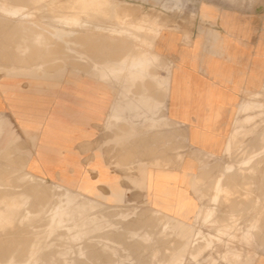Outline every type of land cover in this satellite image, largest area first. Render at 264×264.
I'll list each match as a JSON object with an SVG mask.
<instances>
[{"label":"rangeland","instance_id":"rangeland-1","mask_svg":"<svg viewBox=\"0 0 264 264\" xmlns=\"http://www.w3.org/2000/svg\"><path fill=\"white\" fill-rule=\"evenodd\" d=\"M18 1L17 0L16 1L0 0V25H1L0 26V34H1L0 35V78H1L0 89H2L4 93H8V91L10 90L19 91V89H21L20 84L24 80L27 83V87H28L26 92H33L34 90H36V93L39 96L40 94L42 95L44 93L45 94L50 93L52 89L61 86V83L66 80L67 66L69 65V63L72 65L75 64L77 67L82 66V65L92 64L93 68L95 69L101 68L102 72L100 73V77L102 76L101 78L104 80L107 79L110 81L112 80L118 81L119 79H122L123 82H126V81L135 82L137 81V79L139 81H144L147 79L149 80L153 79V81L155 80L157 81V79L159 78L158 81L160 82L166 81L167 80L166 76L168 75V72H169V65L161 63L160 59L156 57L157 55L154 53V49L158 48L159 45L162 43L163 32L165 28L170 27V23H172L173 20L177 18L194 19L195 17L194 10L196 8V3H197V0H112V1L111 0H87V1L86 0H74L75 2L73 0H60V1L59 0L58 1L57 0H42V1L41 0H35V1L31 0L33 3L32 2L27 3L26 0H18ZM96 1H100V3H97ZM257 1L258 0H256V2ZM20 2L25 5L23 6L22 4L21 6H19L21 4ZM34 2H38V3L35 4ZM55 6L59 8H56ZM79 6L80 7L82 6V7L79 8ZM31 7H34V8H31ZM50 7L52 8V11H49L51 10ZM39 8L40 9L42 8L41 11L42 10L43 11L41 12ZM75 8L77 9V11ZM100 8H101V11H100ZM91 9H93V11ZM22 11H24L25 14H21ZM53 11L55 13H53ZM56 11L58 15L56 14ZM16 12L18 15L16 14ZM39 12L41 13L39 14ZM50 12H52L53 14H51ZM67 12H70V14H68ZM76 12H78L79 14L77 13L76 15ZM92 12H94L93 15L91 14ZM33 13L34 14L36 13V14L34 15ZM48 13L51 15H48ZM88 13H90L91 15ZM63 14L64 15L66 14V15L64 16ZM23 15L25 16V18L23 17ZM123 17L126 19H123ZM122 19H123V22H122ZM152 19L155 20L158 25L156 26L155 30L154 28L146 29L148 28V26H145L147 23L143 22V20H152ZM49 21H51V23ZM78 22H80V25H78L79 24ZM112 23L113 25L115 24L114 27ZM125 23L128 25L130 24V27L126 26ZM131 23L132 24L134 23L133 25L140 26V27H138V29L135 30L134 26H132ZM110 26H112V28H110ZM29 27H32V29ZM41 27L43 28L41 29ZM96 27L98 30L96 29ZM51 28L55 29L54 31H56L57 33L60 32L61 34L60 33L57 34L56 32L54 33V31L52 33ZM114 28H118L119 31L120 29L121 31L124 29L125 32L122 31L120 33L121 36L117 38L119 31H117V29H114ZM132 28L134 29L135 35L133 33ZM37 29H40V30H37ZM145 29L147 31H145ZM144 31L145 33L143 34L142 32ZM4 32L6 34H4ZM25 32H28V33H25ZM113 32L118 33V34H115ZM126 32H127V36L125 35ZM40 33L41 35L39 36ZM122 33L126 37H122L123 36ZM35 34H36V37H35ZM130 37H132V39ZM64 38H66V40ZM67 38L68 39L70 38L69 39L70 41ZM124 38H126V40H124ZM156 38H158L160 41ZM137 39L139 40L141 39V41L139 40L137 41ZM143 39L144 41L145 40L146 41L143 42ZM126 41L128 42L126 43ZM121 43L123 45L122 47H120ZM129 43H130V47H131V43H133L132 44L133 49L131 50V52L136 50L134 48H137L136 54H134L135 51L133 52V55L131 54L129 50L130 48H128ZM136 43L137 45L140 44L139 47L141 49H143L144 47L145 48L143 50L139 48L140 49V52H139L138 51L139 49ZM150 43L152 46L150 45ZM114 44H116L117 46ZM126 44L128 47L124 48L126 47ZM21 46L22 48H20ZM116 47H118L119 50L118 48L116 49ZM146 49H147V52H146ZM141 52H144V53H141ZM50 54L52 58L50 57ZM9 55H11L10 58H9ZM110 55H112L113 59L109 57V60H110L109 61L107 59V56H110ZM122 55L124 56V58ZM136 55L137 56L139 55V56L137 57ZM146 55H148L149 58ZM12 57L13 59H11ZM116 57L118 58L117 59L118 61L116 60ZM140 58L143 61L145 60V63L142 66H136L137 62L141 60ZM103 60H105V62H98V61H103ZM152 61H153V64H152ZM2 62H5V63H2ZM114 63L116 64L114 65ZM134 65L136 67H134ZM7 66L9 67L7 68ZM155 67H158L157 70H155ZM164 69L166 72L164 71ZM52 71H55V72H52ZM163 71L165 72V75ZM115 73L118 75L116 76ZM159 75L162 77H158ZM54 84H56L57 86H55ZM11 87L12 89H10ZM43 88L44 90L45 88L47 90H45L44 92V90H41ZM39 100L38 102H40V107H41L40 110H42V108L45 105L49 104L47 100L46 101H43L42 99H39ZM11 101L13 100L9 98V102ZM163 105L164 104L162 105L160 104L156 106L155 113L156 114L158 113L160 116L164 117V106ZM237 114L238 116H237L235 125L233 126L234 128L226 141L225 149L222 151V153L220 155H213V154L206 155L205 154L202 156L201 155L197 156L198 162H199L198 163L199 173H198V176L195 175V177H193L192 181L196 182L193 186V194L197 198L200 207L198 208V211L195 217L193 218V220L187 221V219H185L187 217H181V216L171 217L170 219V217H167L164 214L155 211L153 207L150 206L148 201H143L141 199L127 201V199H124L119 196H114L111 199H108V198L104 199V197H102L103 198L102 200L91 198V197L87 198V196H85L83 193L75 189H71V192H69L70 188L65 183V180H61V183H56V182L53 183V181H48L44 177L35 175L33 173L34 170H36L35 161L32 160L31 151L35 150L37 151V155L40 158L44 157L41 144H39L38 137H37L38 136L37 134L39 133L40 125L42 122L41 116L38 114L37 119L34 122L35 126L33 124L32 127L30 126V128H26V126H24L22 122L24 121L23 118H25V113L23 112L14 113V115L19 117L21 121L20 128L22 129V132L24 133L25 139H27L30 144V147H29L30 149L28 151L20 150L25 146V142L20 138V136L16 132L15 133L10 132V133H7V135L5 133L3 134V132H6V131L0 128V195H1L0 196V207H1L0 223L4 224L5 222V225L3 226L0 224V229H1L0 230V239H1L0 240V258L1 257L3 258L2 261H1L2 258L0 259V264H4V263L5 264H13V263L19 264L20 259L23 262L20 264H27L28 261L30 264H44V263L51 264L52 262L53 264L54 263L61 264L62 262H63L62 264H72V263L73 264H94V263L100 264L103 262L104 264L105 263L106 264L108 263L109 264H177V263L178 264H190V262L191 264H219L216 258H220L224 263H232V264H237L242 261H252L254 254L264 253V188H263L264 187V163H263L264 162V135H263L264 134V83L261 85L260 90L253 91L247 94V97H245L239 104ZM243 119L246 122H244ZM48 121H50V118L48 119ZM33 131H35V133ZM9 136L11 137V139ZM31 136L33 138H31ZM3 142H5L6 145ZM229 145L231 146V148ZM18 150L20 153L18 152ZM255 156H257V158H255ZM25 158L27 159L25 160ZM229 163L232 166V168L229 165ZM247 163L248 165H246ZM217 179H219L220 182H218L219 180ZM47 183L50 185H48ZM43 186L44 187L46 186V187L44 188ZM49 190L52 191L53 193L50 192ZM49 195H51L52 197ZM7 196L9 198H7ZM19 196L20 197L22 196V198L24 197V199L22 200L20 198L21 199L20 200ZM70 196H72L75 199L74 202L76 203L70 204L69 203L70 201L68 202L67 199L70 198ZM77 196L78 197L80 196V197L78 198ZM116 197L119 201L116 199ZM32 198H35V199H32ZM53 198L55 199V201ZM47 199H50V201L48 200L49 203L47 202ZM58 199L60 202L57 201ZM16 200L18 201L17 203H15ZM22 201L23 203H21ZM43 201H45V203ZM78 201H80L81 203H79ZM90 201L93 203L94 206H91L88 208L86 212V219L83 221L82 225L77 228L74 218L70 215H67L66 213L68 210H71L75 213L78 211L80 205L88 204ZM2 202H3V205H2ZM7 202H9L10 205L7 204ZM51 203H54V205L52 204L53 207H51L52 206ZM41 204H43L42 206H44L45 208L42 207ZM45 204L48 207L45 206ZM59 204L62 205L61 209L59 208L60 207ZM10 206L12 209L8 208ZM49 207H51L52 209L54 208V210L50 209ZM22 209L25 210V212ZM21 211L26 213V215L23 212L21 214ZM38 211H41V212H38ZM35 212L37 213L35 214ZM200 212H201V215H200ZM54 213L55 214L57 213L58 215L57 214L55 215ZM155 213H156V216H155ZM27 214H28L29 219H27L28 217L25 218ZM160 215L162 216L164 215V216L162 217ZM9 220L10 222L13 221L12 223L13 225L12 224L10 225ZM131 220H134L135 222L132 223L133 221ZM253 220L257 222H254ZM50 221H53L52 226H51L52 223ZM16 222L17 223L19 222L20 225H17ZM24 223L26 224L24 225ZM27 224L28 225L31 224V228H30V225L28 226ZM45 224H48L49 229L51 227L54 229L52 230L53 233L49 232V229L46 226H44ZM49 224H50V227H49ZM3 227H7L6 228L7 230L6 229L3 230L2 229ZM22 231H24L25 233L23 232L22 234ZM101 232L103 234H101ZM34 233H36L38 237ZM93 235L95 236V238ZM32 237H33V240H31ZM103 237H106L105 238L106 240ZM243 237H248L249 241L244 242L242 240ZM221 241H224V242H221ZM5 245H6L7 250L5 248ZM26 246H28L33 251L32 250L30 251V249ZM56 247H59V248H56ZM193 247L194 249H192ZM195 248L196 249L198 248V250H195ZM89 249H91L92 251ZM23 250L25 252H23ZM193 250L196 253H194ZM28 251L32 253L30 254ZM61 251H62V254H61ZM192 252L194 254H192ZM26 255H28V257H26ZM97 255H98L99 260H97L98 259ZM236 255H238L239 257ZM10 256L11 258H9ZM41 256H43V258ZM7 259H10V260L6 261ZM44 259L45 261H43ZM33 260L34 262L32 263ZM209 260H213V261H209ZM10 261L12 263H9Z\"/></svg>","mask_w":264,"mask_h":264},{"label":"crops","instance_id":"crops-1","mask_svg":"<svg viewBox=\"0 0 264 264\" xmlns=\"http://www.w3.org/2000/svg\"><path fill=\"white\" fill-rule=\"evenodd\" d=\"M194 11V19L173 20L154 49L169 65L165 83L102 80L92 64L69 63L61 86L38 96L49 104L39 112L44 157L31 151L35 175L65 180L87 197L141 199L165 216L193 220L197 156L222 153L239 104L264 83V0H197ZM20 88L0 89V115L28 151L14 115L23 112L24 80ZM160 104L164 117L155 113ZM237 264H264V253Z\"/></svg>","mask_w":264,"mask_h":264},{"label":"bare ground","instance_id":"bare-ground-1","mask_svg":"<svg viewBox=\"0 0 264 264\" xmlns=\"http://www.w3.org/2000/svg\"><path fill=\"white\" fill-rule=\"evenodd\" d=\"M14 1H16V0H14ZM17 1H18V0H17ZM26 1H27V3H28V2H32L31 0H29V1L26 0ZM26 1H25V2H26ZM34 1H35V0H34ZM41 1H42V0H41ZM57 1H58V0H57ZM59 1H60V0H59ZM73 1H74V0H73ZM86 1H87V0H86ZM111 1H112V0H111ZM18 2H19V1H18ZM43 2H44V1H43ZM54 2H55V1H54ZM74 2H75V1H74ZM91 2H92V1H91ZM96 2H97V3H100V1H96ZM20 3H21V2H20ZM23 3H24V1H23ZM23 3H21L19 6H21ZM32 3H33V2H32ZM34 3L36 4V3H38V2H34ZM114 3H115V2H114ZM30 4H31V3H30ZM47 4H48V3H47ZM110 4H111V3H110ZM24 5H25V4H23V6H24ZM33 5H34V4H33ZM42 5H43V4H42ZM76 5H77V4H76ZM31 6H32V5H31ZM43 6H44V5H43ZM49 6H50V5H49ZM57 6H58V5H57ZM73 6H74V4H73ZM95 6H96V5H95ZM45 7H46V6H45ZM55 7H56V6H55ZM75 7H76V6H75ZM81 7H82V6H81ZM81 7L79 6V8H81ZM86 7H87V6H86ZM89 7H90V6H89ZM89 7H88V8H89ZM91 7H92V5H91ZM101 7H102V6H101ZM110 7H111V6H110ZM22 8H23V7H22ZM25 8H26V7H25ZM29 8H30V7H29ZM31 8H34V7H31ZM47 8H48V6H47ZM50 8H51V7H50ZM56 8H59V7H56ZM56 8H55V9H56ZM70 8H72V7H70ZM73 8H74V7H73ZM76 8H77V7H76ZM76 8H75V9H76ZM93 8H94V7H93ZM96 8H97V7H96ZM113 8H114V7H113ZM36 9H37V8H36ZM39 9H40V8H39ZM41 9H42V8H41ZM41 9H40V11H41ZM43 9H44V8H43ZM53 9H54V8H53ZM60 9H61V8H60ZM65 9H66V7H65ZM86 9H87V8H86ZM98 9H99V8H98ZM31 10H32V9H31ZM56 10H57V9H56ZM62 10H63V9H62ZM73 10H74V9H73ZM73 10H72V11H73ZM79 10H80V9H79ZM91 10L93 11V9H91ZM109 10H110V9H109ZM13 11H14V10H13ZM27 11H28V9H27ZM42 11H43V10H42ZM42 11H41V12H42ZM49 11H52V8H51V10H49ZM54 11H55V10H54ZM54 11H53V13H55ZM76 11H77V9H76ZM81 11H82V10H81ZM84 11H85V10H84ZM88 11H89V10H88ZM95 11H96V9H95ZM100 11H101V8H100ZM112 11H113V10H112ZM114 11H115V10H114ZM22 12H23V13H22ZM22 12H21V14H25L24 11H22ZM41 12H39V14H40ZM65 12H66V10H65ZM65 12H64V13H65ZM74 12H75V11H74ZM78 12H79V11H78ZM78 12H76V15H77ZM110 12H111V11H110ZM4 13H5V12H4ZM19 13H20V12H19ZM31 13H32V12H31ZM44 13H45V12H44ZM50 13L53 14L52 12H50ZM59 13H60V12H59ZM67 13L70 14V12H67ZM72 13H73V12H72ZM79 13H80V12H79ZM79 13H78V14H79ZM93 13H94V12H92L91 14L93 15ZM16 14H17V12H16ZM16 14H15V15H16ZM33 14H34V13H33ZM33 14H32V15H33ZM35 14H36V13H35ZM35 14H34V15H35ZM51 14L48 13V15H51ZM56 14H57V11H56ZM56 14H55V15H56ZM68 14H67V15H68ZM88 14H90V13H88ZM91 14H90V15H91ZM99 14H100V13H99ZM105 14H106V13H105ZM11 15H12V14H11ZM17 15H18V14H17ZM29 15H30V13H29ZM55 15H54V16H55ZM57 15H58V14H57ZM60 15H61V14H60ZM63 15H64V14H63ZM65 15H66V14H65ZM65 15H64V16H65ZM74 15H75V13H74ZM108 15H109V14H108ZM37 16H38V15H37ZM37 16H36V17H37ZM71 16H72V15H71ZM87 16H88V15H87ZM110 16H111V14H110ZM23 17L25 18L24 15H23ZM48 17H50V16H48ZM48 17H47V18H48ZM56 17H57V16H56ZM74 17H76V16H74ZM81 17H82V16H81ZM126 17H127V15H126ZM12 18H13V17H12ZM20 18H21V17H20ZM51 18H52V16H51ZM10 19H11V18H10ZM28 19H29V18H28ZM49 19H50V18H49ZM49 19H48V20H49ZM80 19H81V18H80ZM102 19H103V18H102ZM109 19H110V18H109ZM111 19H112V18H111ZM119 19H120V18H119ZM123 19H126V18L123 17ZM123 19H122V22H123ZM140 19H141V18H140ZM146 19H147V18H146ZM69 20H70V19H69ZM82 20H83V19H82ZM105 20H106V19H105ZM112 20H113V19H112ZM114 20H115V19H114ZM51 21H52V20H51ZM51 21H49V22L51 23ZM80 21H81V20H80ZM127 21H128V20H127ZM52 22H53V21H52ZM55 22H56V21H55ZM71 22H72V21H71ZM128 22H129V21H128ZM128 22H127V23H128ZM140 22H141V21H140ZM143 22H145V23L148 24V25H147V24L145 25V26H148V28H146V29H150V28L153 29V28H154V30H155L156 26L158 25L157 22H156L155 20H153V19H152V20H143ZM50 23H48V24H50ZM53 23H54V22H53ZM59 23H60V21H59ZM78 23H79V24H78ZM78 23H77V24L80 25V22H78ZM114 23H115V22H114ZM145 23H144V24H145ZM10 24H11V23H10ZM20 24H21V23H20ZM56 24H57V23H56ZM65 24H66V23H65ZM81 24H83V23H81ZM117 24H118V23H117ZM121 24H123V23H121ZM125 24H126V23H125ZM131 24H132V23H131ZM133 24H134V23H133ZM133 24H132V26H134V29H135V30H137L138 27H140V26H135V25H133ZM141 24H142V23H141ZM141 24H139V25H141ZM7 25H8V24H7ZM112 25H113V23H112ZM137 25H138V24H137ZM0 26H1V25H0ZM11 26H12V25H11ZM20 26H21V25H20ZM48 26H49V25H48ZM69 26H70V25H69ZM69 26H68V27H69ZM76 26H77V25H76ZM96 26H97V25H96ZM114 26H115V24L113 25V27H114ZM124 26H125V25H124ZM126 26H129V27H130V24H129V25L126 24ZM142 26H144V25H142ZM25 27H26V26H25ZM65 27H66V26H65ZM71 27H72V26H71ZM73 27H74V26H73ZM116 27H117V26H116ZM17 28H18V27H17ZM20 28H21V27H20ZM20 28H19V29H20ZM26 28H27V27H26ZM29 28L32 29V27H29ZM29 28H28V29H29ZM42 28H43V27H41V29H42ZM52 28H54V27H52ZM52 28H51V29H52ZM110 28H112V26H110ZM127 28H128V27H127ZM127 28H126V29H127ZM5 29H6V28H5ZM14 29H15V27H14ZM96 29H97V27H96ZM106 29H107V28H106ZM114 29H117V31H119L118 28H114ZM122 29H123V28H122ZM129 29H131V28H129ZM134 29L132 28L133 33H134ZM146 29H145V31H147ZM37 30H40V29H37ZM47 30H48V29H47ZM54 30H55V29H52L51 32L53 33ZM97 30H98V29H97ZM101 30H102V29H101ZM6 31H7V30H6ZM25 31H26V30H25ZM27 31H28V30H27ZM41 31H42V30H41ZM49 31H50V30H49ZM93 31H94V30H93ZM102 31H103V30H102ZM104 31H105V30H104ZM112 31H113V30H112ZM112 31H111V32H112ZM117 31H116V32H117ZM122 31H124V29H123ZM122 31H121V29H120L119 34H120ZM145 31L142 32V33L144 34ZM29 32H30V31H29ZM32 32H33V31H32ZM37 32H38V31H37ZM43 32H44V31H43ZM55 32H56V31H54V33H55ZM65 32H66V31H65ZM98 32H99V31H98ZM124 32H125V31H124ZM124 32H123V33H124ZM139 32H140V31H139ZM181 32H182V31H181ZM10 33H11V32H10ZM25 33H28V32H25ZM25 33H24V34H25ZM35 33H36V32H35ZM56 33H57V32H56ZM58 33H60V32H58ZM58 33H57V34H58ZM70 33H71V32H70ZM101 33H102V32H101ZM113 33H115V32H113ZM123 33H122V35H123L122 37H126V36H127V32H126V34H125L126 36H124ZM147 33H148V32H147ZM149 33H150V32H149ZM151 33H152V32H151ZM154 33H156V32H154ZM4 34H6V33L4 32ZM8 34H9V33H8ZM15 34H16V33H15ZM60 34H61V33H60ZM60 34H59V35H60ZM107 34H108V33H107ZM109 34H110V33H109ZM115 34H118V33H115ZM119 34H118V37H117V38H119V36H121V34H120V35H119ZM136 34H137V33H136ZM139 34H140V33H139ZM139 34H138V35H139ZM0 35H1V34H0ZM40 35H41V33L39 34V36H40ZM113 35H114V34H113ZM134 35H135V33H134ZM147 35H148V34H147ZM7 36H8V35H7ZM12 36H13V35H12ZM39 36H38V37H39ZM75 36H76V34H75ZM110 36H111V35H110ZM130 36H131V35H130ZM132 36H133V35H132ZM145 36H146V35H145ZM145 36H144V37H145ZM152 36H153V34H152ZM23 37H24V36H23ZM35 37H36V34H35ZM38 37H37V38H38ZM133 37H134V36H133ZM161 37H162V36H161ZM24 38H25V37H24ZM31 38H32V37H31ZM33 38H34V37H33ZM45 38H46V37H45ZM114 38H115V37H114ZM128 38H129V36H128ZM128 38H127V40H128ZM130 38L132 39V37H130ZM137 38H138V36H137ZM158 38H159V37H158ZM158 38H156V39H158ZM64 39L66 40V38H64ZM67 39H68V38H67ZM69 39H70V38H69ZM69 39H68V40H69ZM72 39H73V37H72ZM111 39H112V38H111ZM122 39H123V38H122ZM141 39H142V38H141ZM141 39H140V40L137 39V41H138V40L141 41ZM146 39H148V38H146ZM35 40H36V39H35ZM37 40H38V39H37ZM68 40H67V41H68ZM113 40H114V39H113ZM124 40H126V38H124ZM158 40H159V39H158ZM52 41H53V40H52ZM69 41H70V40H69ZM71 41H72V40H71ZM118 41H120V40H118ZM130 41H131V40H130ZM130 41H129V42H130ZM145 41H146V40H145ZM145 41H144V39H143V42H145ZM156 41H157V40H156ZM159 41H160V40H159ZM16 42H17V41H16ZM73 42H74V41H73ZM127 42H128V41H126V43H127ZM135 42H136V41H135ZM56 43H58V42H56ZM103 43H104V42H103ZM119 43H120V42H119ZM119 43H118V45H119ZM123 43H124V42H123ZM148 43H149V42H148ZM132 44H133V43H131V47H132ZM157 44H158V43H157ZM13 45H14V44H13ZM13 45H12V46H13ZM114 45H116V44H114ZM136 45H137V43H136ZM139 45H140V44H139ZM139 45H137V46H138V49L140 48ZM150 45H151V43H150ZM23 46H24V45H23ZM57 46H58V45H57ZM71 46H72V45H71ZM112 46H113V45H112ZM112 46H111V47H112ZM116 46H117V45H116ZM122 46H123V45H122V43H121L120 47H122ZM124 46H125V45H124ZM151 46H152V45H151ZM153 46H155V45H153ZM17 47H18V46H17ZM114 47H115V46H114ZM127 47H128V46H127V44H126V47H124V48H127ZM131 47H130V43H129V47H128V48H130V49H129L130 52H131V50L133 49V47H132V48H131ZM149 47H150V46H149ZM20 48H22V46H21ZM25 48H26V47H25ZM103 48H104V47H103ZM117 48H118V47H116V49H117ZM144 48H145V47H144ZM144 48H143V49H144ZM150 48H151V47H150ZM150 48H149V49H150ZM36 49H37V48H36ZM116 49H115V50H116ZM134 49L137 50V48H134ZM140 49H141V48H140ZM140 49L138 50L139 52H140ZM143 49H141V50H143ZM24 50H25V49H24ZM38 50H39V49H38ZM49 50H50V49H49ZM118 50H119V48H118ZM127 50H128V49H127ZM136 50H134L135 52L133 51L134 54H136ZM150 50H151V49H150ZM152 50H153V49H152ZM4 51H5V50H4ZM8 51H9V50H8ZM17 51H18V50H17ZM21 51H22V50H21ZM42 51H43V50H42ZM42 51H41V52H42ZM54 51H55V50H54ZM61 51H62V50H61ZM81 51H82V50H81ZM113 51H114V50H113ZM123 51H124V50H123ZM138 51H137V52H138ZM10 52H11V51H10ZM49 52H50V51H49ZM56 52H57V51H56ZM93 52H94V51H93ZM108 52H109V51H108ZM121 52H122V51H121ZM133 52H131L132 55H133ZM146 52H147V49H146ZM113 53H114V52H113ZM141 53H144V52H141ZM141 53H139V54H141ZM20 54H21V53H20ZM20 54H18V55H20ZM37 54H38V53H37ZM56 54H57V53H56ZM120 54H122V53H120ZM150 54H151V53H150ZM150 54H149V56H150ZM3 55H4V54H3ZM14 55H15V54H14ZM38 55H39V54H38ZM58 55H59V54H58ZM132 55H131V56H132ZM10 56H11V55H9V58H10ZM122 56H123V55H122ZM136 56H137V55H136ZM138 56H139V55H138ZM138 56H137V57H138ZM146 56H148V55H146ZM149 56H148V58H149ZM152 56H153V55H152ZM154 56H155V55H154ZM29 57H30V56H29ZM50 57L52 58L51 54H50ZM50 57H49V58H50ZM107 57H108V56H107ZM156 57H157V56H156ZM31 58H32V57H31ZM55 58H56V57H55ZM65 58H66V57H65ZM123 58H124V56H123ZM153 58H154V57H153ZM160 58H161V57H160ZM11 59H13V57H12ZM21 59H22V58H21ZM26 59H27V58H26ZM112 59H113V58H112ZM114 59H115V58H114ZM117 59H118V58L116 57V60H117ZM120 59H121V57H120ZM129 59H130V58H129ZM140 59H141V58H140ZM64 60H65V59H64ZM108 60H109V58H108ZM25 61H26V60H25ZM49 61H50V60H49ZM109 61H110V60H109ZM109 61H107V62H109ZM117 61H118V60H117ZM155 62H156V61H155ZM159 62H160V61H159ZM2 63H5V62H2ZM14 63H15V62H14ZM18 63H19V61H18ZM34 63H35V62H34ZM90 63H91V62H90ZM121 63H122V62H121ZM144 63H145V60L143 61V60L141 59V60H139V61L137 62V65H136V66H142ZM55 64H56V63H55ZM57 64H58V63H57ZM77 64H78V63H77ZM95 64H97V63H95ZM99 64H100V63H99ZM104 64H106V63H104ZM115 64H116V63H114V65H115ZM134 64H135V63H134ZM152 64H153V61H152ZM159 64H160V63H159ZM5 65H6V64H5ZM8 65H9V64H8ZM14 65H15V64H14ZM16 65H17V64H16ZM20 65H21V64H20ZM124 65H125V64H124ZM11 66H12V65H11ZM96 66H97V65H96ZM136 66L134 65V67H136ZM149 66H150V65H149ZM152 66H154V65H152ZM161 66H162V65H161ZM8 67H9V66H7V68H8ZM19 67H20V66H19ZM45 67H46V66H45ZM92 67H93V66H92ZM112 67H113V66H112ZM159 67H160V66H159ZM2 68H3V67H2ZM5 68H6V67H5ZM48 68H49V67H48ZM57 68H58V67H57ZM86 68H87V67H86ZM98 68H99V67H98ZM103 68H104V67H103ZM126 68H127V66H126ZM157 68H158V67H155V70H157ZM30 69H31V68H30ZM34 69H35V67H34ZM96 69H97V68H96ZM99 69H101V68H99ZM109 69H110V68H109ZM122 69H123V68H122ZM148 69H149V68H148ZM165 69H166V68H165ZM165 69H164V71H165ZM29 71H30V70H29ZM31 71H32V70H31ZM124 71H125V70H124ZM149 71H151V70H149ZM82 72H85V71H82ZM86 72H87V71H86ZM109 72H110V71H109ZM113 72H114V71H113ZM122 72H123V71H122ZM122 72H121V74H122ZM153 72H154V71H153ZM165 72H166V71H165ZM31 73H32V72H31ZM116 73H117V71H116ZM116 73H115V74H116ZM123 73H124V72H123ZM130 73H131V72H130ZM148 73H149V72H148ZM154 73H155V72H154ZM32 74H33V73H32ZM168 74H169V72H168ZM36 75H37V74H36ZM42 75H43V74H42ZM117 75H118V74H116V76H117ZM123 75H124V74H123ZM147 75H149V74H147ZM121 76H122V75H121ZM154 76H156V75H154ZM50 77H51V76H50ZM101 77H102V76H101ZM150 77H151V76H150ZM166 77L168 78V75H167ZM155 78H156V77H155ZM167 78H166V79H167ZM101 79H102V78H101ZM158 79H159V78H158ZM158 79H157V81H158ZM41 80H42V79H41ZM102 80H104V79H102ZM105 80H107V79H105ZM119 80H120V79H119ZM137 80H138V79H137ZM152 80H153V79H152ZM162 80H163V79H162ZM108 81H109V80H108ZM144 81H145V80H144ZM155 81H156V80H155ZM53 82H54V81H53ZM59 83H60V82H59ZM164 83H165V82H164ZM61 84H62V83H61ZM44 85H45V84H44ZM54 85L57 86L56 84H54ZM12 87H13V86H12ZM12 87H11L10 89H12ZM41 90H44V88L41 89ZM41 90H40V91H41ZM45 90H47V89L45 88ZM45 90H44V92H45ZM160 90H161V89H160ZM10 91H12V90H10ZM38 92H39V91H38ZM44 92H43V93H44ZM46 92H47V91H46ZM136 93H137V92H136ZM257 93H258V92H257ZM39 94H40V93H39ZM253 94H254V93H253ZM18 95H19V93H18ZM20 95H25V98L20 99V101H22V103H23V107L21 106L22 109H23L22 111H23V113H25V118H23L24 121H22V122H23V125L26 126V128H30V126H31V127L33 126L35 120L37 119L38 114H40V113H39V112H40L39 110L41 109V107H40V102H38V100H39L40 98L38 97L39 95L36 93V90H34L33 92H25L24 94H21V93H20ZM26 95H27V96H26ZM29 95H30V96H29ZM37 95H38V96H37ZM40 95H41V94H40ZM85 96H86V95H85ZM88 97H89V96H88ZM13 98H14V97H13ZM38 98H39V99H38ZM249 98H250V97H249ZM254 98H255V96H254ZM16 99H17V98H16ZM16 99H15V100H16ZM94 99H95V98H94ZM39 101H40V100H39ZM245 102H246V101H245ZM253 102H254V101H253ZM255 102H256V101H255ZM260 103H261V102H260ZM16 104H17V103H16ZM27 105H30V107H28ZM90 105H91V104H90ZM161 105H162V104H161ZM163 106H164V105H163ZM19 107H20V106H19ZM39 107H40V108H39ZM14 108H15V107H14ZM159 108H160V107H159ZM248 110H249V108H248ZM248 110H247V111H248ZM258 110H259V108H258ZM155 111H156V109H155ZM250 111H251V110H250ZM157 114H158V113H157ZM245 114H246V113H245ZM21 116H23V115H21ZM246 116H247V115H246ZM246 116H245V117H246ZM259 118H260V117H259ZM243 121H244V119H243ZM240 122H241V121H240ZM240 122H239V123H240ZM244 122H246V121H244ZM24 126H23V127H24ZM34 126H35V124H34ZM0 128L6 131V132H3V134L5 133L6 135H7V133H10V132H12V133H15V132H16V131L14 130L13 126H12V123H11L7 118H5V117L2 116V115H0ZM126 129H127V128H126ZM28 130H29V129H28ZM122 130H123V129H122ZM35 131H36V129H35ZM35 131H33V132L35 133ZM37 131H38V130H37ZM31 133H32V132H31ZM31 133H30V135H31ZM124 133H125V132H124ZM108 134H109V132H108ZM108 134H107V135H108ZM120 134H121V133H120ZM37 135H38V134H37ZM263 135H264V134H263ZM263 135H262V136H263ZM1 136H2V135H1ZM4 136H5V135H4ZM10 136H11V135H10ZM10 136H9V137H10ZM37 137H38V136H37ZM31 138H33V137L31 136ZM10 139H11V137H10ZM104 139H105V138H104ZM147 140H148V139H147ZM4 141H5V140H4ZM13 141H14V140H13ZM36 141H37V140H36ZM38 141H39V140H38ZM97 141H99V140H97ZM230 141H231V139H230ZM25 142H26V141H25ZM3 143L5 144V142H3ZM100 143H101V142H100ZM142 143H143V142H142ZM229 143H231V142H229ZM254 143H255V142H254ZM12 144H14V143H12ZM33 144H34V143H33ZM35 144H36V143H35ZM49 144H50V143H49ZM5 145H6V144H5ZM17 146H18V145H17ZM27 146H28V145H27ZM46 146H47V145H46ZM229 146H230V145H229ZM229 146H228V147H229ZM262 146H263V145H262ZM262 146H261V148H262ZM11 147H12V146H11ZM139 147H140V146H139ZM142 148H143V147H142ZM146 148H147V147H146ZM148 148H149V147H148ZM230 148H231V146H230ZM257 148H258V147H257ZM29 149H30V148H29ZM101 149H102V148H101ZM130 149H131V148H130ZM31 150H32V149H31ZM106 150H107V149H106ZM4 151H5V150H4ZM32 151H34V150H32ZM110 151H111V149H110ZM229 151H230V150H229ZM7 152H8V151H7ZM18 152H19V150H18ZM116 152H117V151H116ZM262 152H263V151H262ZM262 152H261V153H262ZM19 153H20V152H19ZM224 153H225V152H224ZM228 153H229V152H228ZM245 154H246V153H245ZM262 155H263V154H262ZM262 155H261V156H262ZM241 156H242V154H241ZM261 156H260V157H261ZM4 157H5V156H4ZM21 157H22V156H21ZM27 157H28V156H27ZM142 157H143V156H142ZM28 158H29V157H28ZM255 158H257V156H255ZM26 159H27V158H25V160H26ZM32 160H33V159H32ZM107 160H108V159H107ZM112 160H114V159H112ZM153 160H154V159H153ZM164 160H165V159H164ZM255 160H256V159H255ZM9 161H10V160H9ZM151 161H152V160H151ZM243 161H244V159H243ZM245 161H246V159H245ZM262 161H263V160H262ZM110 162H111V161H110ZM116 162H117V161H116ZM121 163H122V162H121ZM248 163H249V161H248ZM248 163H247L246 165H248ZM263 163H264V162H263ZM30 164H31V163H30ZM242 164H243V163H242ZM25 165H26V164H25ZM158 165H159V164H158ZM225 165H226V164H225ZM229 165H230V163H229ZM244 165H245V164H244ZM244 165H243V167H244ZM230 166H231V165H230ZM7 167H8V166H7ZM163 167L165 168V166H163ZM231 168H232V166H231ZM234 168H235V167H234ZM237 169H238V168H237ZM237 169H236V170H237ZM176 170H177V169H176ZM224 172H225V171H224ZM237 172H238V171H237ZM127 173H128V172H127ZM220 173H221V172H220ZM226 173H227V172H226ZM3 174H4V172H3ZM9 174H10V173H9ZM123 175H124V174H123ZM1 177H2V176H1ZM5 177H6V176H5ZM34 178H35V177H34ZM8 179H9V178H8ZM29 179H30V178H29ZM219 179H221V178H219ZM219 179H217V180H219ZM232 179H233V178H232ZM33 180H34V179H33ZM125 180H126V179H125ZM226 180H227V179H226ZM15 181H16V180H15ZM37 181H39V180H37ZM13 182H14V181H13ZM39 182H41V181H39ZM46 182H47V181H46ZM123 182H124V181H123ZM218 182H220V180H219ZM2 183H4V182H2ZM34 183H36V182H34ZM44 183H45V182H44ZM44 183H43V184H44ZM53 183H54V182H53ZM41 184H42V183H41ZM47 184H48V183H47ZM124 184H125V183H124ZM219 184H220V183H219ZM2 185H3V184H2ZM14 185H15V184H14ZM18 185H19V184H18ZM35 185H36V184H35ZM48 185H50V184H48ZM48 185H47V186H48ZM126 185H128V184H126ZM38 186H39V185H38ZM40 186H42V185H40ZM43 187H44V186H43ZM43 187H42V188H43ZM45 187H46V186H45ZM45 187H44V188H45ZM48 187H49V186H48ZM228 187H229V186H228ZM42 188H41V190H42ZM53 188H54V187H53ZM67 188H68V187H67ZM219 188H220V187H219ZM222 188H223V187H222ZM226 188H227V187H226ZM263 188H264V187H263ZM24 189H26V188H24ZM34 189H35V187H34ZM34 189H33V190H34ZM46 189H47V188H46ZM63 189H64V187H63ZM130 189H131V188H130ZM41 190H40V191H41ZM47 190H48V189H47ZM67 190H69V189H67ZM25 191H26V190H25ZM29 191H30V190H29ZM38 191H39V190H38ZM49 191H50V190H49ZM54 191H56V190H54ZM46 192H47V191H46ZM50 192H52V191H50ZM59 192H61V191H59ZM69 192H71V188H70V191H69ZM228 192H229V191H228ZM14 193H15V192H14ZM42 193H43V192H42ZM52 193H53V192H52ZM52 193H50V194H52ZM64 193H65V192H64ZM67 193H68V192H67ZM214 193H215V192H214ZM223 193H224V192H223ZM1 194H2V193H1ZM11 194H12V193H11ZM18 194H19V192H18ZM18 194H16V195H18ZM44 194H45V193H44ZM60 194H61V193H60ZM65 194H66V193H65ZM72 194H73V192H72ZM79 194H81V193H79ZM7 195H8V194H7ZM14 195H15V194H14ZM14 195H13V196H14ZM20 195H21V194H20ZM40 195H41V194H40ZM74 195H75V194H74ZM208 195H210V194H208ZM214 195H215V194H214ZM214 195H213V197H214ZM216 195H217V194H216ZM220 195H221V194H220ZM0 196H1V195H0ZM5 196H6V195H5ZM5 196H4V197H5ZM49 196H51V195H49ZM83 196H84V195H83ZM85 196H86V195H85ZM223 196H224V195H223ZM2 197H3V196H2ZM34 197H35V196H34ZM45 197H46V196H45ZM51 197H52V196H51ZM56 197H57V196H56ZM77 197H78V196H77ZM79 197H80V196H79ZM79 197H78V198H79ZM211 197H212V196H211ZM219 197H220V196H219ZM226 197H227V196H226ZM7 198H9V197L7 196ZM10 198H11V197H10ZM17 198H18V197H17ZM17 198H16V199H17ZM20 198H21L22 200L24 199V197L22 198V196H21V197L19 196V199H20ZM35 198H36V197H35ZM35 198H32V199H35ZM42 198H43V197H42ZM75 198H76V196H75ZM87 198H88V197H87ZM137 198H138V197H137ZM11 199H12V198H11ZM21 199H20V200H21ZM50 199H51V198H50ZM50 199H47V202H48V203H49ZM53 199H54V198H53ZM53 199H52V200H53ZM69 199H70V200H69ZM102 199H103V198H102ZM104 199H106V198H104ZM116 199H117V197H116ZM210 199H211V198H210ZM14 200H15V199H14ZM37 200H39V199H37ZM48 200H49V201H48ZM67 200H68V202L70 201V202H69L70 204H71V203H76V202H74L75 199H74L72 196H70V198H68ZM84 200H85V199H84ZM88 200H89V199H88ZM117 200H118V199H117ZM7 201H8V200H7ZM54 201H55V199H54ZM57 201H59V199H58ZM61 201H62V200H61ZM63 201H64V200H63ZM96 201H98V200H96ZM118 201H119V200H118ZM118 201H117V203H118ZM127 201H128V200H127ZM4 202H5V201H4ZM17 202H18V201L16 200L15 203H17ZM19 202H20V201H19ZM43 202L45 203V201H43ZM43 202H42V203H43ZM59 202H60V201H59ZM64 202H65V201H64ZM78 202L81 203L80 201H78ZM114 202H115V201H114ZM21 203H23V201H22ZM44 203H43V204H44ZM48 203H47V204H48ZM54 203H55V202H54ZM54 203H51V205H52V204L54 205ZM57 203H58V202H57ZM216 203H217V202H216ZM219 203H220V202H219ZM225 203H226V202H225ZM7 204H9V202H7ZM13 204H14V203H13ZM43 204H41V206H42ZM123 204H124V203H123ZM2 205H3V202H2ZM9 205H10V204H9ZM9 205H8V206H9ZM21 205H22V204H21ZM21 205H20V206H21ZM35 205H36V204H35ZM38 205H39V203H38ZM51 205H50V206H51ZM53 205H52L51 207H53ZM59 205H60V204H59ZM120 205H122V204H120ZM120 205H119V207H120ZM125 205H126V204H125ZM215 205H216V204H215ZM6 206H7V205H6ZM17 206H18V205H17ZM27 206H28V205H27ZM45 206H47V205L45 204ZM61 206H62V205H60V207H59L60 209H61ZM91 206H94V205H93V203L90 201L88 204H85V205L82 204V205H80V206H79V209H78L77 212L74 213L73 211L68 210L66 214H67V215H70V216H72V217L74 218V221H75V223H76V227L78 228V227H80V226L82 225L83 221L86 219V212H87L88 208L91 207ZM113 206H114V205H113ZM117 206H118V205H117ZM12 207H13V206H12ZM42 207H44V206H42ZM47 207H48V206H47ZM51 207H49V208L52 209ZM135 207H136V206H135ZM253 207H254V206H253ZM8 208H9V209H12L11 206L8 207ZM20 208H21V207H20ZM44 208H45V207H44ZM49 208H48V210H49ZM104 208H105V207H104ZM143 208H144V207H143ZM0 209H1V207H0ZM34 209H36V208H34ZM131 209H132V208H131ZM147 209H148V207H147ZM5 210H6V209H5ZM18 210H19V209H18ZM22 210H23V209H22ZM46 210H47V209H46ZM48 210H47V211H48ZM52 210H54V208H53ZM215 210H216V209H215ZM23 211L25 212V210H23ZM23 211H21V214H22ZM30 211H31V210H30ZM30 211H29V212H30ZM42 211H43V210H42ZM44 211H45V210H44ZM58 211H60V210H58ZM99 211H100V210H99ZM109 211H110V210H109ZM117 211H118V210H117ZM124 211H125V210H124ZM24 212H23V213H24ZM38 212H41V211H38ZM48 212H49V211H48ZM55 212H56V211H55ZM95 212H96V211H95ZM150 212H152V211H150ZM31 213H32V212H31ZM36 213H37V212H35V214H36ZM59 213H60V212H59ZM62 213H63V212H62ZM93 213H94V212H93ZM97 213H98V211H97ZM122 213H123V212H122ZM139 213H140V212H139ZM0 214H1V213H0ZM24 214L26 215V213H24ZM24 214H23V215H24ZM54 214H55V213H54ZM56 214H57V213H56ZM56 214H55V215H56ZM212 214H213V213H212ZM25 215H24V216H25ZM57 215H58V214H57ZM109 215H110V214H109ZM131 215H132V214H131ZM200 215H201V212H200ZM4 216H5V215H4ZM4 216H3V217H4ZM14 216H15V215H14ZM31 216H33V215H31ZM31 216H30V218H31ZM46 216H47V215H46ZM49 216H50V215H49ZM92 216H93V215H92ZM127 216H128V215H127ZM155 216H156V213H155ZM160 216H162V215H160ZM163 216H164V215H163ZM163 216H162V217H163ZM3 217H2V218H3ZM7 217H8V215H7ZM12 217H13V216H12ZM15 217H16V216H15ZM27 217H28V214H27V216H26L25 218H27ZM47 217H48V216H47ZM58 217H59V216H58ZM58 217H57V219H58ZM98 217H99V216H98ZM167 217H168V216H167ZM210 217H211V216H210ZM119 218H120V217H119ZM10 219H11V217H10ZM27 219H29V217H28ZM42 219H43V218H42ZM57 219H56V220H57ZM126 219H127V218H126ZM170 219H171V217H170ZM174 219H175V218H174ZM207 219H208V217H207ZM12 220H13V219H12ZM123 220H124V219H123ZM148 220H149V219H148ZM160 220H161V219H160ZM160 220H159V221H160ZM167 220H168V219H167ZM172 220H173V219H172ZM178 220H179V219H178ZM256 220H257V219H256ZM7 221H8V220H7ZM13 221H14V220H13ZM13 221L10 222V220H9L10 225L13 223ZM32 221H33V220H32ZM53 221H54V219H53ZM53 221H50V222L52 223ZM131 221H133L132 223L135 222L134 220H131ZM154 221H155V220H154ZM214 221H215V220H214ZM218 221H220V220H218ZM253 221H254V220H253ZM118 222H119V221H118ZM127 222H128V221H127ZM138 222H139V221H138ZM169 222H170V221H169ZM174 222H175V221H174ZM176 222H177V221H176ZM234 222H235V221H234ZM254 222H257V221H254ZM7 223H8V222H7ZM16 223H17V222H16ZM41 223H43V222H41ZM48 223H49V221H48ZM57 223H58V222H57ZM121 223H122V222H121ZM161 223H162V222H161ZM161 223H160V224H161ZM177 223H178V222H177ZM209 223H210V222H209ZM0 224H1V223H0ZM21 224H22V223H21ZM25 224H26V223H24V225H25ZM112 224H113V223H112ZM114 224H115V223H114ZM123 224H124V223H123ZM126 224H127V223H126ZM166 224H167V223H166ZM178 224H179V223H178ZM1 225H2V226L5 225V222H4V224L2 223ZM7 225H8V224H7ZM12 225H13V224H12ZM17 225H20L19 222L17 223ZM17 225H16V226H17ZM27 225H28V224H27ZM27 225H26V226H27ZM29 225H30V228H31V224H29ZM29 225H28V226H29ZM52 225H53V223L51 224V226H52ZM131 225H132V224H131ZM133 225H134V224H133ZM208 225H209V224H208ZM210 225H212V224H210ZM225 225H226V224H225ZM227 225H228V224H227ZM21 226H23V225H21ZM44 226H46V227L48 228V224H45ZM106 226H107V225H106ZM110 226H111V225H110ZM135 226H136V225H135ZM139 226H140V225H139ZM141 226H142V225H141ZM159 226H160V225H159ZM163 226H164V225H163ZM218 226H219V225H218ZM221 226H222V225H221ZM223 226H224V225H223ZM230 226H231V225H230ZM256 226H257V225H256ZM7 227H9V226H7ZM7 227H3L2 229L5 230ZM14 227H15V226H14ZM24 227H25V226H24ZM46 227H45V228H46ZM49 227H50V224H49ZM69 227H70V226H69ZM130 227H131V226H130ZM179 227H180V226H179ZM239 227H240V226H239ZM12 228H13V227H12ZM27 228H28V227H27ZM56 228H57V227H56ZM59 228H60V227H59ZM65 228H66V227H65ZM113 228H114V227H113ZM113 228H112V229H113ZM124 228H125V227H124ZM140 228H141V227H140ZM218 228H219V227H218ZM244 228H245V227H244ZM8 229H9V228H8ZM14 229H15V228H14ZM28 229H29V228H28ZM34 229H35V228H34ZM41 229H42V228H41ZM48 229H49V228H48ZM48 229H46V230H48ZM50 229H51V231H50ZM50 229H49V232H52V230H54L52 227H51ZM126 229H127V228H126ZM138 229H139V228H138ZM219 229H220V228H219ZM241 229H242V228H241ZM0 230H1V229H0ZM6 230H7V229H6ZM116 230H117V229H116ZM36 231H37V230H36ZM55 231H56V230H55ZM223 231H224V230H223ZM19 232H20V231H19ZM23 232H24V231H22V234H23ZM30 232H31V230H30ZM44 232H45V231H44ZM47 232H48V231H47ZM47 232H46V233H47ZM179 232H180V231H179ZM24 233H25V232H24ZM52 233H53V232H52ZM82 233H83V232H82ZM125 233H126V232H125ZM175 233H176V232H175ZM3 234H4V233H3ZM7 234H8V233H7ZM30 234H32V233H30ZM34 234H36V233H34ZM47 234H48V233H47ZM62 234H63V233H62ZM99 234H100V233H99ZM101 234H103V233L101 232ZM104 234H105V233H104ZM113 234H114V233H113ZM133 234H134V233H133ZM137 234H139V233H137ZM148 234H149V233H148ZM19 235H20V234H19ZM36 235H37V234H36ZM36 235H35V236H36ZM50 235H51V234H50ZM109 235H110V234H109ZM118 235H119V234H118ZM125 235H126V234H125ZM176 235H177V234H176ZM213 235H214V234H213ZM231 235H232V234H231ZM233 235H234V234H233ZM6 236H7V235H6ZM93 236H94V235H93ZM93 236H92V238H93ZM121 236H122V235H121ZM123 236H124V235H123ZM179 236H180V235H179ZM198 236H199V235H198ZM11 237H12V236H11ZM30 237H31V236H30ZM37 237H38V235H37ZM90 237H91V236H90ZM124 237H125V236H124ZM176 237H177V236H176ZM193 237H194V236H193ZM225 237H226V235H225ZM28 238H29V237H28ZM53 238H54V237H53ZM94 238H95V236H94ZM97 238H98V236H97ZM103 238L105 239L106 237H103ZM185 238H186V237H185ZM252 238H253V237H252ZM2 239H3V238H2ZM4 239H6V238H4ZM7 239H8V238H7ZM10 239H11V238H10ZM10 239H9V240H10ZM15 239H16V238H15ZM19 239H20V238H19ZM24 239H25V238H24ZM26 239H27V238H26ZM39 239H40V238H39ZM55 239H56V238H55ZM58 239H59V237H58ZM77 239H78V238H77ZM100 239H101V237H100ZM126 239H128V238H126ZM157 239H158V238H157ZM157 239H156V240H157ZM178 239H179V237H178ZM192 239H193V238H192ZM0 240H1V239H0ZM12 240H13V239H12ZM31 240H33V237L31 238ZM105 240H106V239H105ZM119 240H120V239H119ZM200 240H202V239H200ZM200 240H199V241H200ZM205 240H206V239H205ZM242 240H243L244 242H245V241L248 242V241H249V238H248V237H243ZM250 240H251V239H250ZM25 241H26V240H25ZM111 241H112V240H111ZM123 241H124V240H123ZM146 241H147V240H146ZM183 241H184V239H183ZM3 242H4V241H3ZM30 242H32V241H30ZM127 242H128V241H127ZM178 242H179V241H178ZM197 242H198V241H197ZM207 242H208V241H207ZM221 242H224V241H221ZM252 242H253V241H252ZM254 242H255V241H254ZM10 243H11V242H10ZM27 243H29V242H27ZM27 243H26V244H27ZM60 243H61V242H60ZM60 243H59V244H60ZM98 243H99V242H98ZM114 243H115V242H114ZM116 243H117V242H116ZM119 243H120V242H119ZM123 243H124V242H123ZM225 243H226V241H225ZM255 243H256V242H255ZM6 244H7V243H6ZM33 244H34V243H33ZM82 244H83V243H82ZM86 244H87V243H86ZM93 244H94V243H93ZM93 244H91V245H93ZM95 244H96V242H95ZM99 244H100V243H99ZM179 244H180V243H179ZM16 245H17V244H16ZM126 245H127V244H126ZM141 245H142V244H141ZM196 245H197V244H196ZM3 246H4V244H3ZM17 246H18V245H17ZM30 246H31V245H30ZM99 246H100V245H99ZM113 246H114V245H113ZM185 246H186V245H185ZM193 246H194V244H193ZM224 246H225V245H224ZM1 247H2V246H1ZM8 247H9V246H8ZM20 247H21V246H20ZM26 247H28V246H26ZM71 247H72V246H71ZM88 247H89V246H88ZM195 247H197V246H195ZM232 247H233V246H232ZM3 248H4V247H3ZM5 248H6V245H5ZM24 248H25V247H24ZM24 248H22V249H24ZM28 248H29V247H28ZM56 248H59V247H56ZM93 248H94V246H93ZM255 248H256V247H255ZM17 249H18V248H17ZM29 249H30V248H29ZM29 249H28V250H29ZM98 249H99V248H98ZM188 249H189V248H188ZM190 249H191V248H190ZM192 249H194V247H193ZM1 250H2V249H1ZM6 250H7V248H6ZM10 250H12V249H10ZM13 250H14V249H13ZM31 250H32V249H30V251H31ZM89 250H91V249H89ZM117 250H118V249H117ZM159 250H160V249H159ZM162 250H163V249H162ZM195 250H198V248H197V249L195 248ZM214 250H215V249H214ZM252 250H253V249H252ZM255 250H256V249H255ZM30 251H28V252L31 254L32 252H30ZM32 251H33V250H32ZM48 251H49V250H48ZM48 251H47V252H48ZM64 251H65V250H64ZM66 251H67V250H66ZM91 251H92V250H91ZM98 251H99V250H98ZM101 251H102V250H101ZM186 251H187V250H186ZM191 251H192V250H191ZM193 251H194V250H193ZM222 251H223V250H222ZM262 251H263V250H262ZM18 252H19V250H18ZM23 252H25V251L23 250ZM56 252H57V251H56ZM173 252H174V251H173ZM189 252H190V251H189ZM57 253H58V252H57ZM63 253H64V252H63ZM90 253H91V252H90ZM98 253H100V252H98ZM194 253H196V252L194 251ZM194 253L192 252V254H194ZM6 254H7V253H6ZM25 254H26V253H25ZM43 254H44V253H43ZM43 254H42V255H43ZM61 254H62V251H61ZM94 254H95V253H94ZM220 254H221V253H220ZM225 254H226V253H225ZM7 255H8V254H7ZM28 255H29V254H28ZM28 255H26V257H28ZM56 255H58V254H56ZM89 255H90V254H89ZM95 255H96V254H95ZM101 255H102V253H101ZM114 255H115V254H114ZM169 255H170V254H169ZM184 255H185V254H184ZM193 256H194V255H193ZM206 256H207V255H206ZM206 256H205V257H206ZM236 256H238V255H236ZM30 257H31V255H30ZM30 257H29V258H30ZM41 257L43 258V256H41ZM44 257H45V256H44ZM54 257H55V255H54ZM58 257H59V256H58ZM60 257H62V256H60ZM95 257H96V256H95ZM184 257H186V256H184ZM238 257H239V256H238ZM240 257H241V256H240ZM1 258H2V257H1ZM1 258H0V259H1ZM9 258H11V256H10ZM42 258H41V259H42ZM46 258H47V257H46ZM51 258H52V257H51ZM87 258H88V257H87ZM97 258H98V255H97ZM101 258H102V256H101ZM101 258H100V259H101ZM106 258H107V257H106ZM176 258H177V257H176ZM178 258H179V257H178ZM187 258H188V257H187ZM192 258H193V257H192ZM207 258H208V257H207ZM225 258H226V257H225ZM256 258H259V254H254V257H253L252 260H254V259L256 260ZM56 259H57V258H56ZM210 259H211V258H210ZM237 259H239V258H237ZM2 260H3V258L1 259V261H2ZM8 260H10V259H7L6 261H8ZM17 260H18V259H17ZM22 260H23V258H22ZM34 260H35V259H34ZM34 260L32 261V263L34 262ZM57 260H58V259H57ZM67 260H68V259H67ZM97 260H99V258H98ZM185 260H186V258H185ZM43 261H45V259H44ZM58 261H59V260H58ZM104 261H105V260H104ZM183 261H184V260H183ZM209 261H213V260H209ZM239 261H240V260H239ZM13 262H14V261H13ZM18 262H19V261H18ZM30 262H31V260H30ZM37 262H38V261H37ZM48 262H49V260H48ZM67 262H68V261H67ZM105 262H106V261H105ZM160 262H161V261H160ZM166 262H167V261H166ZM2 263H3V262H2ZM7 263H8V262H7ZM9 263H12V262L10 261ZM20 263H23V262L21 261V259H20ZM20 263H19V264H20ZM25 263H26V262H25ZM28 263H29V261L27 262V264H28ZM39 263H40V262H39ZM50 263H51V262H50ZM62 263H63V262H62ZM62 263H61V264H62ZM77 263H78V262H77ZM4 264H5V263H4ZM13 264H14V263H13ZM16 264H17V263H16ZM29 264H30V263H29ZM44 264H45V263H44ZM51 264H53V262H52ZM54 264H55V263H54ZM72 264H73V263H72ZM94 264H95V263H94ZM100 264H104V262H103V263H100ZM105 264H106V263H105ZM108 264H109V263H108ZM177 264H178V263H177ZM190 264H191V262H190Z\"/></svg>","mask_w":264,"mask_h":264}]
</instances>
